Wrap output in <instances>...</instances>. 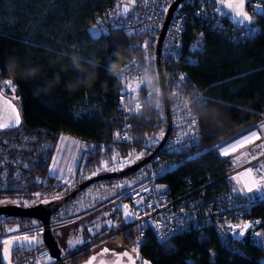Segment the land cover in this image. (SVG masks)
I'll return each instance as SVG.
<instances>
[{"label":"trees","instance_id":"16d2710c","mask_svg":"<svg viewBox=\"0 0 264 264\" xmlns=\"http://www.w3.org/2000/svg\"><path fill=\"white\" fill-rule=\"evenodd\" d=\"M258 2L261 12L253 13L257 35L252 38L235 42L210 29L194 28L189 32H202L205 46L195 65L178 67L188 73L206 99L199 111V146L205 152L164 178L173 195L184 191L186 177L199 185L214 172L231 168L213 147L264 120V0ZM109 3L110 0H0V80L16 87V105L22 117L18 128L2 132L8 139L10 157L23 168L21 180L0 189V198L60 190L54 189L55 179L49 175L48 167L62 135L98 142L95 154L80 159L82 169L92 173L100 170L104 162L111 163L117 148L101 142L108 140L124 121H131L132 131L140 138L135 150L161 134L164 123L153 114L136 119L117 116L115 100L121 82L113 70L142 53L144 38L120 31L110 37L101 33L93 36L91 29L97 26ZM246 9L249 11L248 6ZM226 23L230 24L228 19ZM63 188L67 189L65 193L71 190ZM244 199L256 201L253 193ZM115 207L119 222L120 205ZM250 218L256 223L243 237L245 256L223 248L213 230L190 232L165 245H158L148 231L139 259L148 264H261L264 202L254 203ZM113 224L73 248L53 235L65 251H73L108 232ZM133 232L128 230L122 237L127 248Z\"/></svg>","mask_w":264,"mask_h":264},{"label":"built area","instance_id":"2783aa9c","mask_svg":"<svg viewBox=\"0 0 264 264\" xmlns=\"http://www.w3.org/2000/svg\"><path fill=\"white\" fill-rule=\"evenodd\" d=\"M224 2L110 0L97 22L99 32L106 37L116 31L131 34L132 37H143L145 45L138 57L126 60L113 70V75L121 82L115 100L117 116L136 119L149 118L153 114L164 123L160 130L163 133L166 129L163 82L170 114V134L163 143L159 134L141 143L139 149L135 150V143L140 138L132 131L130 120L113 130L110 138L101 142L117 148L112 157L111 171L123 170L152 156L147 164L128 177L135 184L126 187L123 185L124 179L94 183L72 203L53 214L48 225L51 231L62 229L112 203L120 205V221L114 223L108 232L73 251H65L59 243V258H54L45 245L29 253L16 249L11 259L13 264H69L76 256L83 253L88 256L106 247L109 240L125 236L128 230L134 231L129 238L128 250L134 258L139 257L148 231L158 245H165L190 232L213 230L223 248L232 254L245 256L243 237L256 223L250 218L251 207L254 203L264 202V132L259 123L213 147L221 160L232 165L227 171L214 172L212 177H207L199 185L195 184L193 178L186 177L184 191L178 195L172 194L169 183L164 180L180 166L194 161L205 152L199 146V111L206 99L191 82L188 73L178 67V64L195 65L205 46L202 32L191 35L189 32L194 28L210 29L235 42L257 35L253 11L256 5L260 8L259 2L250 4L248 1L246 6L249 11L246 10L254 18V23L242 27L226 23ZM174 3L177 5L160 45L159 71L156 62L157 39ZM125 8L128 10L124 11ZM193 119L195 125L192 124ZM98 145L97 141L79 140L80 159L85 160L95 154ZM46 148L50 149L52 145ZM139 150L143 152L140 157L137 154ZM237 159H244L245 162L236 166L234 163ZM244 173L249 174V184L242 177ZM22 174L23 168L10 157L8 139L0 131V189L19 182ZM78 181L66 178L68 189H72ZM98 186L115 188L116 196L111 201L97 204L93 199V190ZM250 193L255 195L254 203L244 199ZM244 225L249 227L244 229ZM44 230V225L36 220L0 216V264H5L4 250L9 241L36 237ZM241 231L243 235H239ZM259 262L264 264V256L260 257Z\"/></svg>","mask_w":264,"mask_h":264},{"label":"water","instance_id":"95a60500","mask_svg":"<svg viewBox=\"0 0 264 264\" xmlns=\"http://www.w3.org/2000/svg\"><path fill=\"white\" fill-rule=\"evenodd\" d=\"M249 0H245L244 5L241 9L244 15L249 17L248 21H244L243 17H237L235 14V8H229L227 5L232 4L236 5L240 3V0H225L224 2V12L228 21L235 26L242 27L245 25H252L254 23V18L251 14L246 10V5ZM178 3V2H177ZM177 3H174L165 19L163 28L159 34L156 44V62L157 67L160 71V45L162 39L165 35L168 22L170 20L171 14L174 11L175 6ZM131 36V34H128ZM145 48V45L142 46V49ZM162 90H163V100H164V107H165V114H166V129L163 133H161L162 143L168 138L170 134V114H169V107L166 98V93L164 90V84L161 82ZM15 109V111H13ZM19 117V123H16V118ZM22 121L21 112L19 107L11 100L9 97L4 96L0 92V131L12 130L16 129L20 126ZM9 125H11L9 127ZM152 156H149L141 161L130 165L129 167L120 170V171H110L107 173H101L98 175H94L90 178L83 180L82 182L76 184L69 193L45 198L39 200L35 204L31 206H22L20 204H5L0 205V216H9L12 218H22L24 220H36L44 225L45 230L44 232L36 237L32 238H25V239H14L9 241L4 250V263L5 264H13L12 254L13 251L16 249H22L23 253L32 252L34 249L47 246L50 249L51 255L54 258H59L61 254V247L59 242L53 235L48 221L53 214H55L59 209L63 208L64 206L72 203L79 195L86 190L90 185L97 183V182H104V181H116L128 178L132 173H134L138 168L147 164ZM106 252V250L102 251L99 255H92L90 256L84 263L82 264H137L136 258L131 256L128 252H121L115 253L109 251V253L113 254V258L111 260H106L101 258V255ZM22 254H20L21 256Z\"/></svg>","mask_w":264,"mask_h":264},{"label":"rangeland","instance_id":"374dc122","mask_svg":"<svg viewBox=\"0 0 264 264\" xmlns=\"http://www.w3.org/2000/svg\"><path fill=\"white\" fill-rule=\"evenodd\" d=\"M258 0H250L251 3H256ZM260 12V8L258 5L255 6V10L253 13ZM91 34L93 36L100 35L98 27H94L91 29ZM0 88L3 90V93L11 100H13L17 105H19V100L17 97V90L16 87L8 81L0 80ZM259 127L264 132V120L261 121ZM138 156L140 157L143 152L141 150L138 151ZM244 159H237L235 161L236 166H240L244 163ZM49 175L52 176L55 180V188L57 190L60 187V190L48 191V192H40L32 191L28 194L17 195V197H2L0 198V205L10 204V203H18L20 200H24V203L32 202V201H39L49 197H55L58 195H63L66 188L64 189L63 186L68 187L69 184L66 182V178L71 181L72 179H82V178H90L94 175H98L101 173H107L112 170L111 163L104 162L102 164V168L97 172L93 171L92 173L89 171H84L80 164V151H79V141L72 137H68L62 135L59 137L56 146L54 147V152L51 158V162L49 164ZM245 181L249 184L248 176L244 175ZM135 181H130L129 178L124 179L123 185L126 187L133 186ZM240 189V185L238 183V190ZM55 193L53 196H48L50 194ZM117 190L115 188H101L96 187L93 190V199L97 204H103L107 201H111L116 196ZM34 203V202H33ZM117 203H112V207L102 210L99 213L85 217L79 220L72 225L61 229H54L52 232L56 234L60 239L63 238L65 241V245L69 248H73L74 246L82 243L86 240L90 235H94L95 233L103 230L105 227H109L111 224L116 222L117 216L116 214V205ZM115 213V214H114ZM112 216V218H110ZM130 243V242H129ZM130 246V244H129ZM128 246V248H129ZM106 247L113 249L117 252H129V249L125 246L123 238L118 237L115 239H111L106 243ZM138 258V264H148L145 261H142Z\"/></svg>","mask_w":264,"mask_h":264},{"label":"flooded vegetation","instance_id":"af4514ba","mask_svg":"<svg viewBox=\"0 0 264 264\" xmlns=\"http://www.w3.org/2000/svg\"><path fill=\"white\" fill-rule=\"evenodd\" d=\"M0 92L4 95V96H7V95H5L4 93H3V90L0 88ZM7 97H9V96H7ZM64 195V194H63ZM60 196V195H59ZM25 201L24 200H20V202H18V203H16V204H20V205H22V206H31V205H33V204H35L36 202H38V201H32V202H27V203H24ZM34 202V203H33ZM10 204H13V203H10ZM104 250H106V252H104L102 255H101V258H104V259H106V260H111L112 258H113V254H111V253H109V251H112V252H115V253H121V252H117V251H115V250H113V249H110V248H107V247H102V248H99L98 250H96V251H94V252H92V253H90L89 255H88V258L90 257V256H92V255H97V256H100L99 254L102 252V251H104ZM131 255V254H130ZM84 253L83 254H81V255H79V256H76V257H74L70 262H69V264H82V263H84L87 259H84Z\"/></svg>","mask_w":264,"mask_h":264},{"label":"snow or ice","instance_id":"6c2138e0","mask_svg":"<svg viewBox=\"0 0 264 264\" xmlns=\"http://www.w3.org/2000/svg\"><path fill=\"white\" fill-rule=\"evenodd\" d=\"M244 2H245V0H240V3L239 4H236V5H232V4H229V5H227V7H229V8H235V14H236V16L239 18V17H243V20L244 21H248L249 20V17L248 16H246V15H244L243 14V12L241 11V9H242V7H243V5H244ZM128 9L127 8H125L124 9V11H127ZM182 79H183V77H182ZM13 111H15V109H13ZM16 123H19V117L17 116V118H16ZM195 123H196V121H195V119H193L192 120V124L193 125H195ZM11 125H9V127H10ZM249 190H251V189H249ZM249 226L248 225H244V229H247ZM244 234V232L243 231H241L240 233H239V235H243ZM90 264H91V262H90Z\"/></svg>","mask_w":264,"mask_h":264},{"label":"bare ground","instance_id":"6f19581e","mask_svg":"<svg viewBox=\"0 0 264 264\" xmlns=\"http://www.w3.org/2000/svg\"><path fill=\"white\" fill-rule=\"evenodd\" d=\"M233 137H234V136H233ZM226 140H227V139H226ZM226 140H225V141H226ZM220 143H221V142H220ZM220 143H219V144H220ZM244 175H247V176H248V180H249V174H248V173H244V174L242 175V177H243ZM243 179H245V178L243 177Z\"/></svg>","mask_w":264,"mask_h":264}]
</instances>
